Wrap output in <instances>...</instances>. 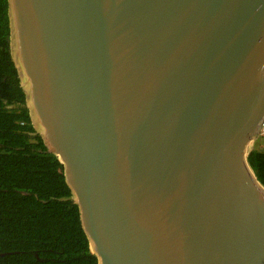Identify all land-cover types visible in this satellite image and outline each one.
I'll return each mask as SVG.
<instances>
[{
	"label": "water",
	"instance_id": "95a60500",
	"mask_svg": "<svg viewBox=\"0 0 264 264\" xmlns=\"http://www.w3.org/2000/svg\"><path fill=\"white\" fill-rule=\"evenodd\" d=\"M35 131L97 264H264V0H7Z\"/></svg>",
	"mask_w": 264,
	"mask_h": 264
},
{
	"label": "trees",
	"instance_id": "16d2710c",
	"mask_svg": "<svg viewBox=\"0 0 264 264\" xmlns=\"http://www.w3.org/2000/svg\"><path fill=\"white\" fill-rule=\"evenodd\" d=\"M247 160L264 185L258 144ZM78 214L62 163L32 126L0 0V264H97Z\"/></svg>",
	"mask_w": 264,
	"mask_h": 264
},
{
	"label": "built area",
	"instance_id": "2783aa9c",
	"mask_svg": "<svg viewBox=\"0 0 264 264\" xmlns=\"http://www.w3.org/2000/svg\"><path fill=\"white\" fill-rule=\"evenodd\" d=\"M257 139L260 141V143L258 142V148L264 151V121L261 125L259 137Z\"/></svg>",
	"mask_w": 264,
	"mask_h": 264
},
{
	"label": "rangeland",
	"instance_id": "374dc122",
	"mask_svg": "<svg viewBox=\"0 0 264 264\" xmlns=\"http://www.w3.org/2000/svg\"><path fill=\"white\" fill-rule=\"evenodd\" d=\"M258 142L260 143V141H259L258 139H256V141H254L253 145H254V146L257 145ZM256 143H257V144H256ZM253 145H251V148L253 147Z\"/></svg>",
	"mask_w": 264,
	"mask_h": 264
}]
</instances>
